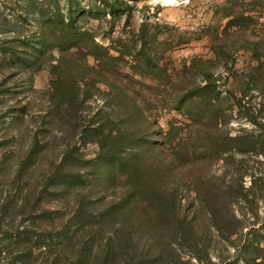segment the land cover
<instances>
[{
  "label": "rangeland",
  "instance_id": "rangeland-1",
  "mask_svg": "<svg viewBox=\"0 0 264 264\" xmlns=\"http://www.w3.org/2000/svg\"><path fill=\"white\" fill-rule=\"evenodd\" d=\"M0 264H264V0H0Z\"/></svg>",
  "mask_w": 264,
  "mask_h": 264
}]
</instances>
